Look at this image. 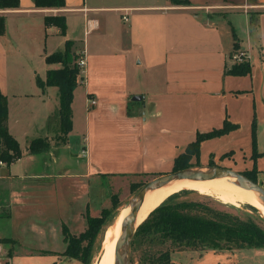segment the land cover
I'll list each match as a JSON object with an SVG mask.
<instances>
[{
    "label": "crops",
    "instance_id": "obj_1",
    "mask_svg": "<svg viewBox=\"0 0 264 264\" xmlns=\"http://www.w3.org/2000/svg\"><path fill=\"white\" fill-rule=\"evenodd\" d=\"M104 1L65 0L64 8L52 10L19 0L17 9L0 10L5 18L0 92L7 99L8 132L23 154L27 141L48 136L46 120L57 107L56 88L36 85L49 70L45 58L83 37L85 61L81 94L76 97V89L72 94L68 133L84 130L85 147L77 157L84 161L78 163L82 170L47 171L50 150L0 165V221L9 236L0 234V264H60L62 229L74 235L71 227L83 220L87 227L90 181L168 174L197 134L219 130L225 122L231 130L202 141L191 167L255 170L264 187V0H188L187 6ZM109 14H119L121 24L114 27ZM45 16H64L65 35L45 27ZM237 52L248 63L241 76L227 72ZM35 67L42 77L32 74ZM26 162L44 168L26 171ZM23 236L33 249L2 248L1 240L15 246Z\"/></svg>",
    "mask_w": 264,
    "mask_h": 264
},
{
    "label": "trees",
    "instance_id": "obj_2",
    "mask_svg": "<svg viewBox=\"0 0 264 264\" xmlns=\"http://www.w3.org/2000/svg\"><path fill=\"white\" fill-rule=\"evenodd\" d=\"M168 2L172 6L189 5L188 0ZM33 4L36 9L57 10L64 8L65 0H33ZM18 7L19 0H0V10ZM43 23L45 27L57 28L59 35H65L64 16H45ZM4 33L5 18L0 16V36ZM234 48L236 50V46ZM80 56L72 51V43L66 41L62 52L45 58L46 65L58 68L47 70L44 82L36 79V85L41 90L56 88L57 107L47 117L46 128L47 131L59 134L57 141L51 142L48 137L32 139L23 154L17 141L8 132L7 99L0 92V163L10 165L23 155L47 153L53 147L66 144L71 129L72 94L80 70L76 63ZM227 72L237 76L244 75L248 72V63H233ZM230 130L231 127L225 122L219 130L197 134L195 141L187 146L184 153L174 159L172 172L191 167L190 161L198 155L202 141L224 135ZM241 174L257 183L253 177V174L256 175L255 170ZM241 205H244L242 210L187 190L169 196L137 227L130 243V264H135V261L137 264H171V253L181 251H264V217L251 204ZM115 207L113 204L112 210ZM107 216L106 211L101 212L98 217L86 215L87 227L76 236L63 228L65 249L62 256L81 264L87 263L93 240L101 235L102 229L107 228ZM1 243L13 245L14 242L4 239Z\"/></svg>",
    "mask_w": 264,
    "mask_h": 264
},
{
    "label": "rangeland",
    "instance_id": "obj_3",
    "mask_svg": "<svg viewBox=\"0 0 264 264\" xmlns=\"http://www.w3.org/2000/svg\"><path fill=\"white\" fill-rule=\"evenodd\" d=\"M136 1L141 2V1H146V0H130L128 2L136 3ZM160 1H164V0H160ZM104 2L105 3H120L122 2V0H105ZM109 5H112V4H109ZM107 16L111 22L113 21L116 24L114 27L119 26V24H121L118 21V19H120L119 14H113V15L109 14ZM92 17L94 19L96 18L98 22L101 23L99 17L95 15ZM230 20H232V18ZM228 23H230L229 20L227 21V24ZM233 30L236 35H239L238 30H236L235 28H233ZM91 37L92 36L88 38L89 42H90ZM83 42H84L83 37L77 41L71 42L72 51L75 53V55L77 52H78L77 55H80V50L83 47ZM54 67H58V66L47 65V68L49 69H52ZM34 71L40 77L43 76V72H41L40 68H36V67L33 68L32 74L34 73ZM81 75H82V72L79 70L78 75L76 77V87H75L76 90L74 89L76 97H79V94H81V85L79 84L81 81ZM47 134H48L47 137L51 140V142H54L57 139V137H59V134L55 131H48ZM84 135H85L84 130L81 133L72 132L70 133V135H67L68 139H67V144L65 146L60 145L58 147L51 148L49 152L50 155H48L47 163L45 165L47 171L60 172V171H63L64 169H67V171L70 173H77L78 171H80V169L82 170V168L80 167V164L78 165V163H82V162L84 163V161H81V158L78 159L77 157L80 156L82 145L83 147H85V141L83 140V137H85ZM26 143L28 145V141ZM42 158H44V156H41L40 160H42ZM23 167L26 171L34 172V171L43 169L44 165L39 164V163H27L26 162L22 164V169ZM253 177L256 179L255 174H253ZM150 180L151 179L149 177H146L143 175H105L101 177L100 179H97V181L96 180L90 181L91 186L88 190L89 193L87 196L88 201L90 203H89V208L87 212L83 216H85V218H86V215L90 217H98L103 211H106L108 213V216H107V223H106L107 228L102 229L103 231L101 232V235L96 236V238L93 240V244L88 254V262L85 264H98L100 262L101 256L104 250L105 242L111 238V236L113 235L115 231V227L119 225V221L121 217L120 215H121V212L124 206L134 196V194L145 183H147ZM260 187L264 189V187L262 186ZM180 191H182V189L179 191H176L175 193H178ZM195 193L199 195L212 197L222 204L234 206V208H237L240 210H242L244 206V205H241L242 203H239L236 201H229L225 198H222L216 195H210V194L198 193V192H195ZM244 203H247V202H244ZM113 204H115L116 206L114 210H112ZM247 213H249V211H247ZM0 215H3V213H0ZM4 222L5 221H0V234L5 235V237H9L7 227L2 225ZM79 224L80 223L77 222L76 226L71 227L72 232L74 233L75 236L79 235L80 231L82 230L84 231L86 229L85 220H83L80 225ZM104 232L105 234L102 239ZM21 237L22 235H20V238ZM23 239L24 240L18 238L16 242L17 244L15 246L12 245V243L11 244L2 243V248L5 250H7L8 248H14V251L18 253L24 252V250L27 251L29 247H31V249L34 248V246H32V243L28 242L27 237L23 236ZM13 244H15V242ZM58 260L61 261L60 264H81L80 262L76 260H70L66 257H63L62 255H61V258ZM170 261H171V264H264V252H262V254L260 253L258 254L253 250H241V251H236V252H214L210 250H205L202 252L201 251L200 252L199 251H181V252L171 253ZM135 264H137L136 261H135Z\"/></svg>",
    "mask_w": 264,
    "mask_h": 264
},
{
    "label": "water",
    "instance_id": "obj_4",
    "mask_svg": "<svg viewBox=\"0 0 264 264\" xmlns=\"http://www.w3.org/2000/svg\"><path fill=\"white\" fill-rule=\"evenodd\" d=\"M138 101L139 98L135 97ZM183 181H225L235 183L250 192L258 201L264 203V189L252 182L244 175L229 169L215 166H193L180 171L156 177L145 183L134 196L126 203L124 209L127 213L124 217L119 237L114 248L113 264H130V243L137 227V213L144 197L164 184H175ZM105 232L103 233L102 239Z\"/></svg>",
    "mask_w": 264,
    "mask_h": 264
},
{
    "label": "bare ground",
    "instance_id": "obj_5",
    "mask_svg": "<svg viewBox=\"0 0 264 264\" xmlns=\"http://www.w3.org/2000/svg\"><path fill=\"white\" fill-rule=\"evenodd\" d=\"M189 190L198 193H206L225 198L229 201L239 203L247 202L257 209L262 217H264V203L258 201L250 192L235 183L225 181H183L175 184H164L157 187L153 192L147 194L137 213V225L140 224L148 214L158 207L167 197L179 190ZM127 210L123 208L119 225L115 227V231L111 238L105 242L101 260L98 264H113L114 248L119 237L121 226Z\"/></svg>",
    "mask_w": 264,
    "mask_h": 264
},
{
    "label": "built area",
    "instance_id": "obj_6",
    "mask_svg": "<svg viewBox=\"0 0 264 264\" xmlns=\"http://www.w3.org/2000/svg\"><path fill=\"white\" fill-rule=\"evenodd\" d=\"M122 20L124 22H127L126 15L122 16ZM231 60L234 63H240V62H243L246 60V55L243 52H237L235 55L232 56ZM76 65L80 69V71L83 72V69L85 68V61L81 56L78 58ZM89 103L91 106H93V105H95L96 102L94 100H90ZM1 164L2 163H0V165Z\"/></svg>",
    "mask_w": 264,
    "mask_h": 264
}]
</instances>
